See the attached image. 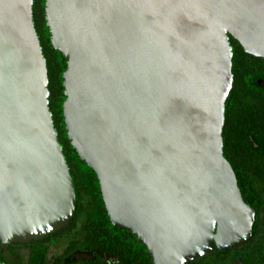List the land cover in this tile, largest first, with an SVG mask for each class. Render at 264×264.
Instances as JSON below:
<instances>
[{"label": "water", "instance_id": "water-1", "mask_svg": "<svg viewBox=\"0 0 264 264\" xmlns=\"http://www.w3.org/2000/svg\"><path fill=\"white\" fill-rule=\"evenodd\" d=\"M45 13L67 59V136L96 173L112 224L136 235L153 264L244 246L255 210L222 136L229 38L264 60V0H46ZM48 85L33 0H0L3 247L58 233L76 215Z\"/></svg>", "mask_w": 264, "mask_h": 264}, {"label": "trees", "instance_id": "trees-1", "mask_svg": "<svg viewBox=\"0 0 264 264\" xmlns=\"http://www.w3.org/2000/svg\"><path fill=\"white\" fill-rule=\"evenodd\" d=\"M45 7L46 0H33V22L47 64L49 109L75 186L76 215L63 230L26 246L0 243V263L13 264L11 259L18 258L21 264H48L56 252L53 264H153L136 235L112 224L96 173L68 139L63 115L67 59L52 45ZM229 40L234 82L225 105L224 156L235 171L245 202L256 209L259 219L245 246L215 250L190 264H264V209L259 206V193L264 192V86L259 85L264 84V60L246 53L233 37ZM23 247L28 249L26 256L19 255ZM77 254L85 258L75 259Z\"/></svg>", "mask_w": 264, "mask_h": 264}, {"label": "rangeland", "instance_id": "rangeland-1", "mask_svg": "<svg viewBox=\"0 0 264 264\" xmlns=\"http://www.w3.org/2000/svg\"><path fill=\"white\" fill-rule=\"evenodd\" d=\"M18 252H19L20 256H21V254L24 255V256L28 255V249L26 247H23V248L19 249ZM51 254H52V257L49 260L48 264H53L54 257L57 255L56 252L55 253H51ZM82 258H85L84 254H77L75 256V259H82ZM11 262L13 264H21V260H19L18 258L17 259H11Z\"/></svg>", "mask_w": 264, "mask_h": 264}, {"label": "flooded vegetation", "instance_id": "flooded-vegetation-1", "mask_svg": "<svg viewBox=\"0 0 264 264\" xmlns=\"http://www.w3.org/2000/svg\"><path fill=\"white\" fill-rule=\"evenodd\" d=\"M226 159H227V158H226ZM241 194H242V193H241ZM242 197H243V196H242ZM243 199H244V198H243ZM259 200L261 201V203L259 204V206H260L261 208L264 209V192H261V191H260V193H259ZM244 201H245V200H244ZM260 201H259V202H260ZM248 205H249V204H248ZM249 206L252 207L251 205H249ZM252 208H253V207H252ZM253 209H254V208H253ZM254 210H255V222H254L253 228H254V226L257 224V221H258V219H259V217L257 216V211H256V209H254ZM257 218H258V219H257ZM253 234H254V233H253ZM252 237H253V235H252ZM252 237H251V239H252ZM251 239H250V240H251ZM250 240H249V241H250ZM249 241H248V242H249ZM248 242H247V243H248ZM247 243H246V244H247ZM246 244H245V245H246ZM245 245H244V246H245ZM242 247H243V246H242ZM239 248H241V247H239ZM229 249H233V248H229ZM229 249H228V250H229ZM236 249H238V248H236ZM53 250H54V249H53ZM228 250H227V251H228ZM225 252H226V251H225ZM50 259H51V256H50ZM108 262H112L111 259L108 258ZM237 264H240V263H237Z\"/></svg>", "mask_w": 264, "mask_h": 264}]
</instances>
